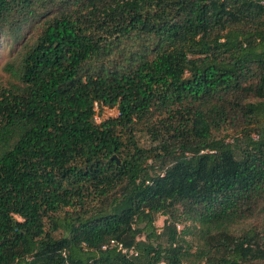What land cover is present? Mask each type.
I'll return each instance as SVG.
<instances>
[{
	"label": "trees",
	"instance_id": "1",
	"mask_svg": "<svg viewBox=\"0 0 264 264\" xmlns=\"http://www.w3.org/2000/svg\"><path fill=\"white\" fill-rule=\"evenodd\" d=\"M27 29L0 264H264V0H0Z\"/></svg>",
	"mask_w": 264,
	"mask_h": 264
},
{
	"label": "rangeland",
	"instance_id": "2",
	"mask_svg": "<svg viewBox=\"0 0 264 264\" xmlns=\"http://www.w3.org/2000/svg\"><path fill=\"white\" fill-rule=\"evenodd\" d=\"M31 29H27L23 32V37L22 40H12L9 37L6 36H2L0 35V79H5L6 75L3 73L2 71V66L4 65V63L6 62L7 59L11 58L13 55H15L22 43L24 42L25 39H27L30 34H31ZM115 115V111L112 109H103L100 111V114H98L97 116V121H100L101 119L110 117ZM163 220H164V216L158 215L157 216V220H156V228H157V232L162 231V227H163ZM178 229L182 228V225H178L177 226Z\"/></svg>",
	"mask_w": 264,
	"mask_h": 264
},
{
	"label": "built area",
	"instance_id": "3",
	"mask_svg": "<svg viewBox=\"0 0 264 264\" xmlns=\"http://www.w3.org/2000/svg\"><path fill=\"white\" fill-rule=\"evenodd\" d=\"M106 108H107V107H104V109H106ZM107 109H109V108H107ZM95 110H97V106H96V105H95ZM112 110L115 111V114L117 113V111H116L115 109H112ZM97 116H98V114L95 115V119H96V120H97ZM129 253H132V250H130Z\"/></svg>",
	"mask_w": 264,
	"mask_h": 264
},
{
	"label": "water",
	"instance_id": "4",
	"mask_svg": "<svg viewBox=\"0 0 264 264\" xmlns=\"http://www.w3.org/2000/svg\"><path fill=\"white\" fill-rule=\"evenodd\" d=\"M114 159H116L117 163H119V160L116 156H113Z\"/></svg>",
	"mask_w": 264,
	"mask_h": 264
}]
</instances>
